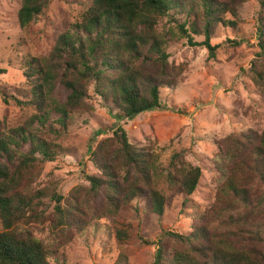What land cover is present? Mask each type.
<instances>
[{
  "label": "trees",
  "instance_id": "1",
  "mask_svg": "<svg viewBox=\"0 0 264 264\" xmlns=\"http://www.w3.org/2000/svg\"><path fill=\"white\" fill-rule=\"evenodd\" d=\"M51 1L23 0L18 12L21 28L40 19ZM89 3L81 22L59 37L49 57L23 59L31 99L14 100L36 114L9 134L0 130V264L59 263L57 257L66 246L58 240L59 233L72 229L83 238L133 200L146 198L153 213L162 217L167 197L159 187L161 180L185 196L184 207L192 210L194 224L188 233L166 232L169 245L161 242L153 264H264V130L224 140L227 152L218 162L221 185L214 203L204 210L192 198L201 168L186 164L184 154H174L163 168L160 155L132 144L123 127L91 150L99 174L87 176L88 186H76L67 197L54 186L36 188L44 164L66 153L47 132L59 139L77 113L92 109L87 103L91 86L109 113L131 121L161 109V90L178 86L185 67L169 62L170 42L187 38L190 46H205L215 58L220 46L211 40L217 29L241 30L237 7L226 1ZM260 5L256 40L258 57L264 58V0ZM164 18L176 26L161 35L156 26ZM193 35L205 40L194 42ZM253 81L264 92V68L254 69ZM58 86L64 100L55 95ZM3 99L8 103L11 98L3 94ZM101 195L103 204L97 206ZM49 220L61 230L52 243L29 229L31 223ZM124 227L115 229L120 242L129 238ZM121 262L127 264L126 258Z\"/></svg>",
  "mask_w": 264,
  "mask_h": 264
},
{
  "label": "rangeland",
  "instance_id": "2",
  "mask_svg": "<svg viewBox=\"0 0 264 264\" xmlns=\"http://www.w3.org/2000/svg\"><path fill=\"white\" fill-rule=\"evenodd\" d=\"M220 1L237 7L241 30L217 29L211 40L213 46H220L217 56L210 58L205 46H190L187 38L170 42L169 62L185 67L178 86L161 90V109L142 113L131 121L109 113L91 86L87 103L92 109L77 113L74 124L59 139L47 132L46 137L66 153L44 164L36 188L54 186L67 197L76 186H88L87 176L99 174L91 150L123 127L132 144L150 147L160 155L163 168H168L174 154H184L186 164L201 168L202 177L192 198L203 210L214 203L221 185L219 156L227 152L224 140L264 130V92L253 81L254 69L264 68L256 40L260 0ZM22 2L0 0V70L5 71L0 73V130L6 134L36 114L31 106H19L14 100L31 99L23 59L49 57L59 37L75 30L90 4L89 0H52L44 15L23 30L18 21ZM175 26L164 18L159 20L156 32L162 35ZM193 39L199 43L205 40L197 35ZM230 41L242 44L233 46ZM3 94L11 98L8 103ZM55 95L65 99L59 86ZM159 187L167 197L162 217L153 213L146 198L133 200L116 217L101 220L96 230L91 229L83 238L72 229L59 233L58 240L66 246L57 257L59 263L52 264H124L123 258L127 264H153L161 242L169 245L164 239L166 232L188 233L194 224L192 210L184 207L185 196L163 180ZM103 199L101 195L96 205L101 206ZM123 226L129 238L120 242L115 229ZM29 229L51 243L61 231L51 220L31 223Z\"/></svg>",
  "mask_w": 264,
  "mask_h": 264
}]
</instances>
